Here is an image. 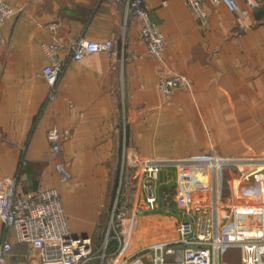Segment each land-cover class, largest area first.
Wrapping results in <instances>:
<instances>
[{"label": "crops", "instance_id": "crops-1", "mask_svg": "<svg viewBox=\"0 0 264 264\" xmlns=\"http://www.w3.org/2000/svg\"><path fill=\"white\" fill-rule=\"evenodd\" d=\"M3 1L16 13L0 24V180H17L20 195L61 189L70 232L94 238L114 205L109 174L122 158L128 173L154 174L159 165L162 193L154 188L175 209L188 181L179 165L196 164L207 176L197 183L195 203L226 208L231 199L237 213L230 228L255 237L251 226L264 217V187L242 178L240 168L264 159V0H256L257 8L233 0L245 17L221 0H204L207 26L184 0H143L164 37L167 68L191 83L169 99L158 90L160 65L147 53L139 22L126 17L127 0ZM53 23L56 33L47 29ZM78 37L111 41L116 57L69 62L50 101L42 45ZM54 128L72 132L61 157L47 139ZM60 160L73 176L64 186L55 171ZM140 181L147 182L143 174ZM145 199L146 190L138 189L132 203ZM4 241L12 245L4 264H48L0 221ZM221 259L254 264V253L235 246Z\"/></svg>", "mask_w": 264, "mask_h": 264}, {"label": "built area", "instance_id": "built-area-1", "mask_svg": "<svg viewBox=\"0 0 264 264\" xmlns=\"http://www.w3.org/2000/svg\"><path fill=\"white\" fill-rule=\"evenodd\" d=\"M184 1L195 20L207 26L204 0ZM221 1L241 17L248 14L233 0ZM245 1L250 8L258 7L256 0ZM15 13L0 0V24ZM130 15L140 24L147 53L160 65L158 90L164 98L169 99L175 89L189 88L191 83L185 75L167 68L164 37L143 0H127L126 17ZM47 29L56 33L59 24H49ZM42 50L46 58L42 77L50 88V101L55 98L56 86L69 62H78L93 54H104L108 59L116 57L111 41L95 42L80 37L67 44L54 40L43 44ZM71 136L70 130L55 128L47 133L55 156L61 157L62 143ZM55 171L61 186L72 181V173L63 160L56 163ZM240 172L242 178L251 176L255 188L264 187V159L240 168ZM17 186L15 179L0 180V221L14 232L19 244H28L38 250L48 264H227L221 259V252L235 246L250 249L254 253V264H264V217L251 226L255 237L247 239L235 228H230L237 213L235 202L230 199L226 208L197 205L194 198L197 184L193 180L180 186L176 208L180 218L153 185L146 186V199L141 206L129 209L121 204L117 208V198L106 236L99 244L91 237L74 236L70 232L61 189L20 195ZM111 244L115 249L109 252ZM11 251L9 242H0V264L5 263Z\"/></svg>", "mask_w": 264, "mask_h": 264}, {"label": "rangeland", "instance_id": "rangeland-1", "mask_svg": "<svg viewBox=\"0 0 264 264\" xmlns=\"http://www.w3.org/2000/svg\"><path fill=\"white\" fill-rule=\"evenodd\" d=\"M195 165L196 164L179 165L182 181L188 178V180L189 179L193 180L197 184L201 182L202 180H205L207 173H205L203 170L196 171L195 169L192 168ZM158 167L159 165H157L156 171L154 174L153 173L146 174L143 171L137 172V168L132 169L128 173L127 172L128 171L127 158L126 157L122 158L118 172L109 174V176L112 175V177L110 178L109 197L112 196V194H114L113 196L114 204L116 202V199L118 198L117 208H119L122 205L124 206V200L125 202L127 201L129 203L128 205H125V206H128L129 209L132 208L134 206V204L132 203V200H133V197L136 195L138 189L145 190L147 185H151V184L154 185L156 190L162 193L163 181L161 180V174H160L162 172V169ZM167 167H169V165ZM142 174H143V177L147 180V182L144 183V186L141 184V181H140V176H142ZM115 177H116V180L113 181ZM113 182H115L114 192L112 189V186L114 185L112 184ZM174 188L175 187H173V189ZM113 207L114 205L110 206L111 209H109L108 214L106 215V219L101 226V229H100L101 234L99 233L100 234L98 235L99 237L95 236L93 238L97 244L101 243L104 237L106 236L108 225L110 223V219L113 214ZM172 211L175 212V215L177 218H180L174 207L172 208Z\"/></svg>", "mask_w": 264, "mask_h": 264}, {"label": "trees", "instance_id": "trees-1", "mask_svg": "<svg viewBox=\"0 0 264 264\" xmlns=\"http://www.w3.org/2000/svg\"><path fill=\"white\" fill-rule=\"evenodd\" d=\"M115 249V246H114V244H111L110 246H109V252H112L113 250Z\"/></svg>", "mask_w": 264, "mask_h": 264}]
</instances>
